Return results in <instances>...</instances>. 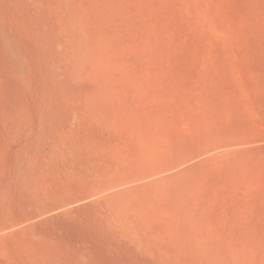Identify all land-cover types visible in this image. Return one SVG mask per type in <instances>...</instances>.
I'll use <instances>...</instances> for the list:
<instances>
[{
    "label": "rangeland",
    "instance_id": "374dc122",
    "mask_svg": "<svg viewBox=\"0 0 264 264\" xmlns=\"http://www.w3.org/2000/svg\"><path fill=\"white\" fill-rule=\"evenodd\" d=\"M0 264H264V0H0Z\"/></svg>",
    "mask_w": 264,
    "mask_h": 264
}]
</instances>
